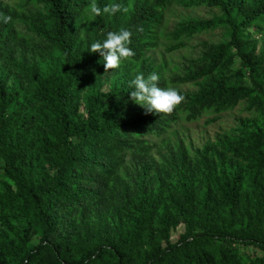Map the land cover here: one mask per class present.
<instances>
[{
    "label": "trees",
    "instance_id": "trees-1",
    "mask_svg": "<svg viewBox=\"0 0 264 264\" xmlns=\"http://www.w3.org/2000/svg\"><path fill=\"white\" fill-rule=\"evenodd\" d=\"M174 6L218 14L177 24L166 54L223 40L169 79L197 91L153 114L130 82L160 74L148 54ZM0 15V264H264V0H0ZM120 28L133 56L105 69L89 45ZM240 102L256 117L232 137L170 142Z\"/></svg>",
    "mask_w": 264,
    "mask_h": 264
},
{
    "label": "rangeland",
    "instance_id": "rangeland-1",
    "mask_svg": "<svg viewBox=\"0 0 264 264\" xmlns=\"http://www.w3.org/2000/svg\"><path fill=\"white\" fill-rule=\"evenodd\" d=\"M217 14V10L206 7L183 9L179 6L172 7L169 12L165 14L164 24L161 29V34L164 38L160 40L158 48L149 53L148 56L149 61L153 64V66L160 69L158 80L166 82V87H172L168 84L171 76L182 75L188 65V61L201 55L203 43L216 44L221 42L223 40L224 31L219 29L186 39L183 41L185 48L171 54H166L164 50L174 43L171 40L166 39L165 36L171 33L177 24L182 21L190 19L208 20ZM20 29L25 31L24 26H20ZM261 38H263V36L259 37L258 47L261 43ZM104 88L107 87L104 86ZM172 88H175L178 93H194L198 89V87L193 84ZM255 117L256 113L254 111H247L246 103L240 102L232 110L217 116V119L211 124H205L207 119L212 118L207 115L203 116L197 122L177 124L175 127L177 136L172 135L169 139L171 143H178L181 141L184 147L190 151H194L202 148L207 143L215 142L219 137L225 135L232 137L233 131L239 127L243 121L250 120ZM181 232V227H178L174 232H172L171 241L174 242ZM249 253L253 254L252 250H250Z\"/></svg>",
    "mask_w": 264,
    "mask_h": 264
},
{
    "label": "clouds",
    "instance_id": "clouds-1",
    "mask_svg": "<svg viewBox=\"0 0 264 264\" xmlns=\"http://www.w3.org/2000/svg\"><path fill=\"white\" fill-rule=\"evenodd\" d=\"M118 4H112L111 7L98 8L95 2L90 5V12L93 15L104 13H115L119 10ZM7 15H0V22L7 24L10 21ZM131 33L120 28L116 31L106 33L103 40L91 42L90 52H98L103 58L105 69L117 68L124 58L133 56V52L127 47ZM158 75L153 72L147 76L136 75L130 82L131 91L128 93L130 100L143 108L146 112L153 114L168 113L178 105L184 97L178 93L175 88L158 87L156 81Z\"/></svg>",
    "mask_w": 264,
    "mask_h": 264
}]
</instances>
